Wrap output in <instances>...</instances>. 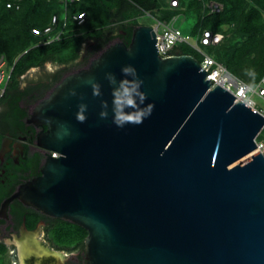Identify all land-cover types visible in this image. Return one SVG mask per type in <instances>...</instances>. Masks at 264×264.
Wrapping results in <instances>:
<instances>
[{
	"label": "water",
	"instance_id": "obj_1",
	"mask_svg": "<svg viewBox=\"0 0 264 264\" xmlns=\"http://www.w3.org/2000/svg\"><path fill=\"white\" fill-rule=\"evenodd\" d=\"M129 64L153 106L119 128L101 116L104 75ZM206 76L190 55L158 54L152 26L134 27L128 46L112 41L28 111L47 154L0 216L18 200L82 227L86 264H264V156L238 162L264 119Z\"/></svg>",
	"mask_w": 264,
	"mask_h": 264
},
{
	"label": "trees",
	"instance_id": "obj_2",
	"mask_svg": "<svg viewBox=\"0 0 264 264\" xmlns=\"http://www.w3.org/2000/svg\"><path fill=\"white\" fill-rule=\"evenodd\" d=\"M9 1L16 0H0V57L3 56L11 68L0 106L7 107L4 122L11 129L16 126L23 129L28 116L26 105L34 103L44 95L45 90L62 78L60 73L37 96L31 85L26 88L19 86L20 77L28 70L46 62L57 65L74 63L79 59L85 42H88V46L83 61L88 64L92 56L116 39L128 46L134 27L139 25L136 20L138 16L149 14L158 21L168 22L179 12L178 9L168 8L165 0H80L67 7V27L62 38L41 44L40 39L31 34V29L46 27L52 15L62 14V5L58 0H17L18 8H7L6 3ZM204 1L180 0L184 17L193 19L188 33L193 37L203 30L225 33L222 27L231 26L230 37L215 46L204 47V51L222 63L235 77L255 84L264 74V0H213L223 6L218 14H206L203 10ZM80 11L86 13V20L78 26L72 23L71 16ZM115 26L118 28L116 32L112 28ZM173 53L190 55L201 62V56L184 44L177 46ZM19 183L18 176L10 190L0 196V201L10 196ZM15 203L16 200L12 205ZM54 220V227L60 229V236L58 234L56 237H60L61 241L63 232H68L69 244L74 243L73 238L81 242L87 235V231L78 225L58 218Z\"/></svg>",
	"mask_w": 264,
	"mask_h": 264
},
{
	"label": "flooded vegetation",
	"instance_id": "obj_3",
	"mask_svg": "<svg viewBox=\"0 0 264 264\" xmlns=\"http://www.w3.org/2000/svg\"><path fill=\"white\" fill-rule=\"evenodd\" d=\"M85 54L86 51L80 55L78 59L80 61L77 60V64L70 69L67 68L63 73V70L52 71L47 73L45 78L27 82L24 88L31 85L38 96L60 73L63 77L85 68L87 66L83 61ZM53 87L45 90L44 95L36 99L31 107L33 108L46 97ZM6 113V105L0 106V196L10 190L12 182L18 176L20 183L16 187L39 176L43 159L47 154V151L36 145V137L44 128L35 127L27 122L30 112L25 119L23 129L18 126L11 129L4 122ZM6 198L0 201V205ZM14 201L9 204L6 216H0V246L2 248L0 264H22L21 259L26 264H86L84 239L76 242L73 238L74 243L69 244L68 232H63L61 241L60 237H56L58 234L60 236V229L53 225H56L55 218L26 207L18 200L13 206Z\"/></svg>",
	"mask_w": 264,
	"mask_h": 264
},
{
	"label": "built area",
	"instance_id": "obj_4",
	"mask_svg": "<svg viewBox=\"0 0 264 264\" xmlns=\"http://www.w3.org/2000/svg\"><path fill=\"white\" fill-rule=\"evenodd\" d=\"M62 5V14H54L50 18L49 24L43 29L32 28L31 34L40 39L41 44H49L58 41L62 38L63 33L67 27L68 10L70 4L78 3L80 0H58ZM168 8L181 10L180 0H165ZM15 6L18 8L17 0L9 1L6 7ZM223 6L213 0H206L203 2V10L207 14H218L222 11ZM86 20V13L84 11L76 12L71 16L72 23L81 26ZM174 20L170 21H156L152 27L155 31L156 48L158 54L175 55L173 52L180 44L187 45L195 50L201 56L199 65L207 73L206 78L211 83V88L215 85L221 87L225 91L234 96V102H241L247 107L251 108L264 119V109L261 108L255 100L257 97L264 100V74L253 85L244 82L243 80L231 74L226 67L217 62L212 56L204 51V47L215 46L219 44L223 38L222 33H214L210 30H203L198 36L193 37L189 33H183L178 26L174 25ZM62 22V23H61ZM11 68L6 64L3 56L0 57V98L4 94L7 83L10 79ZM264 133V124L255 137V150L264 156V138H260ZM54 154H52L53 156Z\"/></svg>",
	"mask_w": 264,
	"mask_h": 264
},
{
	"label": "clouds",
	"instance_id": "obj_5",
	"mask_svg": "<svg viewBox=\"0 0 264 264\" xmlns=\"http://www.w3.org/2000/svg\"><path fill=\"white\" fill-rule=\"evenodd\" d=\"M121 75L118 78L115 73L106 72L105 80L111 88V104L103 102L101 116H107L111 112L112 123L123 128L127 125H139L151 115L152 104L146 103L147 96L143 91V81L139 77L135 67L131 64L124 65L120 69ZM93 89L94 95H101V84L94 79L88 81ZM72 95H75L73 90ZM86 105H79L77 118L84 119L83 111Z\"/></svg>",
	"mask_w": 264,
	"mask_h": 264
},
{
	"label": "rangeland",
	"instance_id": "obj_6",
	"mask_svg": "<svg viewBox=\"0 0 264 264\" xmlns=\"http://www.w3.org/2000/svg\"><path fill=\"white\" fill-rule=\"evenodd\" d=\"M148 15L149 14H144L143 16H140L138 18V22L140 24H143V25H150L151 23H154L155 19L151 15H149V16ZM174 23L180 27V29L183 33L186 34V33H188L189 29L191 28V26L193 24V19L186 18V16L184 18H183V16H179L177 18V20L176 19L174 20ZM112 28H114V32L118 31V28L116 26L112 27ZM230 28H231V26H223L222 27L223 32H225V33H222V35H223L222 40L231 36ZM87 45H88V42H85L83 44L81 54H83L85 52ZM78 61H80V60H78ZM78 61L76 60L74 63L64 64V65H57V64H53L51 62H46L40 67L31 68V69H33L31 72H30V70H28L23 76L20 77L19 86L21 88H24L25 85L27 84V82L35 81V80H38L39 78H45L47 76V73H50L52 71H57V70L58 71H60V70L66 71L67 68L68 69L71 68L74 64H77ZM255 100L258 102L259 106L264 109V100H260L257 97H255ZM32 105H33V103L26 105V107H28L27 111L31 110ZM260 138L261 139L264 138V133L261 135Z\"/></svg>",
	"mask_w": 264,
	"mask_h": 264
},
{
	"label": "crops",
	"instance_id": "obj_7",
	"mask_svg": "<svg viewBox=\"0 0 264 264\" xmlns=\"http://www.w3.org/2000/svg\"><path fill=\"white\" fill-rule=\"evenodd\" d=\"M183 10V9H182ZM206 13V12H205ZM207 14V13H206ZM149 16V15H148ZM179 16H183V18H184V14H183V11H181V10H179V12H178V14L177 15H175L174 17H173V19H176L177 20V18L179 17ZM140 16H138L137 18H136V20H137V22H138V18H139ZM156 21H158V20H154V23H151L149 26H153V25H155V23H156ZM139 23V22H138ZM139 25H143V24H140L139 23ZM174 25L175 26H177L175 23H174ZM179 27V26H178ZM180 28V27H179ZM88 46V45H87Z\"/></svg>",
	"mask_w": 264,
	"mask_h": 264
},
{
	"label": "bare ground",
	"instance_id": "obj_8",
	"mask_svg": "<svg viewBox=\"0 0 264 264\" xmlns=\"http://www.w3.org/2000/svg\"><path fill=\"white\" fill-rule=\"evenodd\" d=\"M254 153H255L254 151L249 150V151L246 153V155H245L240 161H238V162L243 161L244 159L248 158L249 156L253 155ZM53 156H56V155H53ZM21 260H22V264H26L25 261H24L23 259H21Z\"/></svg>",
	"mask_w": 264,
	"mask_h": 264
}]
</instances>
